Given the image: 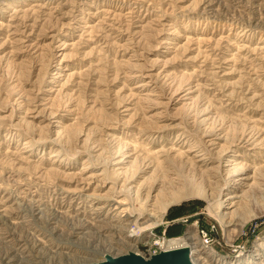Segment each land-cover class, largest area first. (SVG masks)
<instances>
[{"label":"rangeland","instance_id":"374dc122","mask_svg":"<svg viewBox=\"0 0 264 264\" xmlns=\"http://www.w3.org/2000/svg\"><path fill=\"white\" fill-rule=\"evenodd\" d=\"M201 228L264 264V0H0V264Z\"/></svg>","mask_w":264,"mask_h":264},{"label":"water","instance_id":"95a60500","mask_svg":"<svg viewBox=\"0 0 264 264\" xmlns=\"http://www.w3.org/2000/svg\"><path fill=\"white\" fill-rule=\"evenodd\" d=\"M78 264H194L190 258L188 247L170 248L145 257L136 252L124 253V255H108L101 261L81 262Z\"/></svg>","mask_w":264,"mask_h":264},{"label":"built area","instance_id":"2783aa9c","mask_svg":"<svg viewBox=\"0 0 264 264\" xmlns=\"http://www.w3.org/2000/svg\"><path fill=\"white\" fill-rule=\"evenodd\" d=\"M199 232V237H200V241H199V244H200V247L199 249H206V250H210L212 244H213V232L211 231V229H207V228H201V229H198ZM190 237H193V234L190 233L189 231H185V234L184 235H181V236H177L176 237V241L177 242H174V243H170V239H168V237L166 236V234L161 237L158 241H156V248L155 250L150 253V256L151 255H154L155 253H158V252H161V251H165V250H170V248H180V247H188L190 249V258H191V261L193 260L192 259V254L194 253V247L195 248H198L195 244V242H193ZM150 256H147V257H150Z\"/></svg>","mask_w":264,"mask_h":264},{"label":"bare ground","instance_id":"6f19581e","mask_svg":"<svg viewBox=\"0 0 264 264\" xmlns=\"http://www.w3.org/2000/svg\"><path fill=\"white\" fill-rule=\"evenodd\" d=\"M124 157V156H123ZM118 162H120V161H118ZM119 166V165H118ZM248 173H245V174H242L240 177H239V179L240 180H245L246 178H248L249 176L247 175ZM240 190V189H239ZM129 191V190H128ZM230 193V195H228V198H239V197H241V194L239 193V191L237 190V189H235V190H232L231 192H229ZM91 196H92V194H91ZM87 197H88V195H87ZM97 201V200H96ZM236 202V201H235ZM98 214V213H97ZM134 223V222H133ZM128 224V222H126V224L125 225H127ZM124 225V224H123ZM133 226V225H132ZM131 229V228H130ZM130 232V231H129ZM190 239L191 240H193L194 239V237H190ZM170 243H174V242H177L176 241V237H171V239H170ZM194 253L192 254V262L194 263V264H206L205 262H204V260H203V258H201L202 257V255H199V253L201 252V250L200 249H198V248H195L194 247V251H193ZM136 253H138V254H140L139 253V251H137ZM114 256V255H113ZM36 263V262H35ZM5 264H13L12 262H11V259L8 261V263L6 262ZM30 264V263H29Z\"/></svg>","mask_w":264,"mask_h":264}]
</instances>
